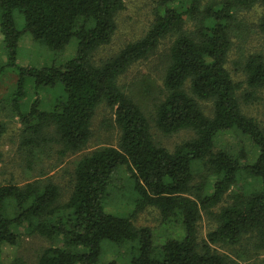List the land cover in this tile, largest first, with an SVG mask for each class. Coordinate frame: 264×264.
Masks as SVG:
<instances>
[{
	"label": "trees",
	"instance_id": "1",
	"mask_svg": "<svg viewBox=\"0 0 264 264\" xmlns=\"http://www.w3.org/2000/svg\"><path fill=\"white\" fill-rule=\"evenodd\" d=\"M125 1L0 0V32L7 56L0 64V77L7 69L17 74L14 102L19 109L17 102L28 94L27 81H33L36 91L28 111L19 115L30 135L28 162L41 140L47 142V132L55 135L62 156L84 150L93 117L103 104L113 112L120 131L117 147L97 149L79 161L73 191L64 204L59 203L54 183L0 185V264L4 245L17 244L21 227L59 242L43 251L38 264H100L105 242L131 245L127 264H238L215 247L245 241L264 252V131L243 112L239 94L243 84L227 68L234 9L264 6V0H220L204 7L201 0H192L183 10L166 5L143 38L96 64L93 55L111 43ZM199 15L197 30L185 32V16ZM260 28L264 33V11ZM25 33L54 54L76 39V53L59 66H20L18 47ZM173 33L177 37L170 49L162 99L155 106V124L166 135L191 131L195 137L170 151L155 142L148 117L122 91L119 79ZM243 73L251 89L244 96L248 102L264 90V53L250 55ZM59 86L61 97L54 107L41 110L38 92ZM203 102L212 104L211 115ZM230 131L251 139L258 149L253 163L243 162L244 152L236 155L216 147L219 135ZM5 132L0 120V139ZM2 158L0 152V164ZM200 165L209 177L195 184ZM121 167L130 174L136 211L154 207L163 220L180 221L181 238L157 245L152 232L138 229L131 217L106 211L108 191ZM210 177L215 179L211 187ZM243 181V188L234 191ZM204 213L214 219L215 227L200 242L198 225Z\"/></svg>",
	"mask_w": 264,
	"mask_h": 264
},
{
	"label": "rangeland",
	"instance_id": "2",
	"mask_svg": "<svg viewBox=\"0 0 264 264\" xmlns=\"http://www.w3.org/2000/svg\"><path fill=\"white\" fill-rule=\"evenodd\" d=\"M214 1L201 0L202 6H207ZM192 0H126L125 8L118 14V28L111 43L101 47L93 55L96 64L116 56L128 44L135 43L143 38L154 24L157 13L163 12L166 5L177 6L183 10L191 4ZM202 7V9H203ZM264 6L257 5L252 8L239 7L234 9V20L231 23L232 48L229 53L227 68L236 82L242 83L239 92L243 112L254 119L264 131V90H259L254 97L245 102L244 96L251 92L246 84L243 73V64L252 54L264 53V33L260 28ZM19 21L18 27L23 29V20L16 13ZM201 15L197 19L185 16L184 31L194 33L200 25ZM175 33L161 41L159 46L148 55L133 64L119 79L122 91L138 103L151 125V132L155 142L170 151L195 137L191 131H180L166 135L155 124V106L162 99L164 77L169 64L171 46L176 39ZM3 37L0 32V64L7 60L3 47ZM76 39L61 53L54 54L45 46L38 44L29 33H25L19 42L18 64L24 67L42 68L45 66H59L72 58L76 53ZM1 66V65H0ZM18 76L12 69H7L0 77V120L6 127V132L0 139V152L3 155L0 164V185L15 184L23 186L27 183L38 181L41 184L54 183L60 191V204L66 203L73 191L74 173L79 161L93 151L107 146L117 147L120 131L115 125L113 112L107 105H101L92 120L91 138L87 147L75 154L62 156L60 145L57 144L54 134H44L45 143L41 140L32 162H28L30 137L24 131L20 114L27 112L36 98L33 81H27L28 94L14 102V93L17 91ZM61 87L54 90H40L41 110L50 111L55 101L61 97ZM203 107L208 115L212 113V104L203 102ZM33 123V122H32ZM216 147L239 155L245 153L244 163H253L257 157L258 149L251 139L239 132L230 131L219 135ZM199 166V165H197ZM201 169V170H200ZM196 167L195 184L202 178L209 177L207 169L202 165ZM214 177L208 178L209 186L214 182ZM246 182H240L234 191L243 188ZM249 188V186H246ZM208 192L209 189H208ZM136 195L133 190L130 174L126 167H121L116 173L112 187L108 191L106 211L111 214L131 217L138 229H148L152 232L153 240L157 245L163 244L168 238L184 235L180 221L163 220L161 213L154 207H146L136 211ZM227 202V201H225ZM218 208L213 209L217 212ZM215 227L214 219L205 213L198 225L199 241L207 239V234ZM17 244H6L3 247L1 264H38L43 251L59 242L52 241L38 234H33L27 227L19 229ZM222 255L238 264H264V252L257 249L252 241H245L240 245H225L215 247ZM131 245H114L103 243V253L100 264H127L130 259Z\"/></svg>",
	"mask_w": 264,
	"mask_h": 264
}]
</instances>
